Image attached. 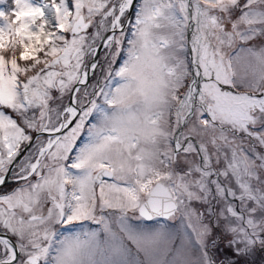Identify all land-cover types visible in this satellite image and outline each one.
I'll return each instance as SVG.
<instances>
[{
	"label": "snow or ice",
	"instance_id": "6c2138e0",
	"mask_svg": "<svg viewBox=\"0 0 264 264\" xmlns=\"http://www.w3.org/2000/svg\"><path fill=\"white\" fill-rule=\"evenodd\" d=\"M10 183L0 264H264V0H0Z\"/></svg>",
	"mask_w": 264,
	"mask_h": 264
},
{
	"label": "flooded vegetation",
	"instance_id": "af4514ba",
	"mask_svg": "<svg viewBox=\"0 0 264 264\" xmlns=\"http://www.w3.org/2000/svg\"><path fill=\"white\" fill-rule=\"evenodd\" d=\"M15 185H13V184H9V185H7V186H5L3 189H0V191H8L11 187H14Z\"/></svg>",
	"mask_w": 264,
	"mask_h": 264
},
{
	"label": "rangeland",
	"instance_id": "374dc122",
	"mask_svg": "<svg viewBox=\"0 0 264 264\" xmlns=\"http://www.w3.org/2000/svg\"><path fill=\"white\" fill-rule=\"evenodd\" d=\"M89 31H91V29Z\"/></svg>",
	"mask_w": 264,
	"mask_h": 264
}]
</instances>
